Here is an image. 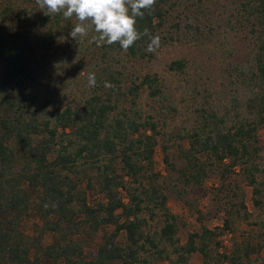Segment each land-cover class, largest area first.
Wrapping results in <instances>:
<instances>
[{"label":"trees","instance_id":"trees-1","mask_svg":"<svg viewBox=\"0 0 264 264\" xmlns=\"http://www.w3.org/2000/svg\"><path fill=\"white\" fill-rule=\"evenodd\" d=\"M46 10L0 0V264H254L264 251V0H156L136 23L159 35L154 52L146 35L126 52L89 43L93 30L79 44L76 18ZM227 32L248 39V60L224 69L222 90L188 79L182 94L194 110L180 120L174 90L154 70L160 54L212 46ZM188 67L186 58L168 64L185 77ZM171 199L200 224L185 242ZM216 218L222 225L206 223ZM239 221L254 233L228 250L223 236Z\"/></svg>","mask_w":264,"mask_h":264},{"label":"rangeland","instance_id":"rangeland-1","mask_svg":"<svg viewBox=\"0 0 264 264\" xmlns=\"http://www.w3.org/2000/svg\"><path fill=\"white\" fill-rule=\"evenodd\" d=\"M230 3L231 0H220ZM209 3V2H208ZM221 9V8H220ZM217 12V10H216ZM228 50L234 52L232 57L227 55ZM250 47L248 46V39L242 34H234L227 32L221 40L212 46H200L196 44H175L162 51L160 54V59L157 64H155L154 70H156L160 75L166 80L168 87L174 90L175 98L179 102V119L186 118L191 111L194 110V105L191 103L189 98H183L184 86L190 78H203L209 83L215 85V88L222 90L226 80L223 79L222 74L224 69L231 64L234 60H239L243 63L249 58ZM180 58H186L189 61V75L185 77L184 75L175 74L168 69V64ZM144 103L146 104V97L144 98ZM222 104L230 105L229 99H220ZM259 136L261 143L264 144V129L259 130ZM156 168L164 172L165 165L163 162V153L160 148L157 149L155 154ZM262 168H264V151L262 154ZM218 183V178L213 177L206 184L207 186H212L214 183ZM246 191V203L251 212L257 215V210L255 209L252 202V188L244 185ZM210 199L206 198L201 203V209L206 212V208L209 206ZM172 211L177 214L186 225L182 226L180 231V236L185 242L187 240L188 233L200 228V224L197 222L194 213L186 205L175 200L169 203ZM37 219L31 217L24 224V229L29 231ZM206 223L210 227H215L217 225H222V220L220 218L207 220ZM234 232H227L223 236L224 244L228 250L233 248L234 241H241L244 236H251L254 233L253 225H248L243 221H239L234 225ZM257 232V230H256ZM51 241V235L48 234L45 243ZM254 244L256 239L253 241ZM258 257V260L254 264H261L264 262V251L257 255L256 251L253 253V258ZM191 263H200L202 261V256L200 253L192 254L190 258Z\"/></svg>","mask_w":264,"mask_h":264},{"label":"clouds","instance_id":"clouds-1","mask_svg":"<svg viewBox=\"0 0 264 264\" xmlns=\"http://www.w3.org/2000/svg\"><path fill=\"white\" fill-rule=\"evenodd\" d=\"M45 15L62 13L65 19L76 18L71 37L78 43L87 37L90 30L93 35L89 43L97 46L118 43L123 51H127L142 35L149 37L150 43L146 51L154 52L159 47V35H152L148 29L143 33L136 27L137 17L144 16V9H151L156 0H36ZM87 22V23H86ZM88 84L96 87V75L88 74ZM105 87L113 85L105 82Z\"/></svg>","mask_w":264,"mask_h":264}]
</instances>
